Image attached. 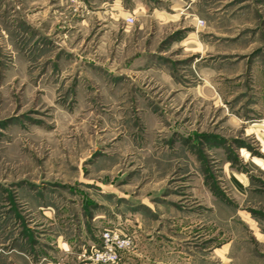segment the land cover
<instances>
[{"label": "rangeland", "instance_id": "obj_1", "mask_svg": "<svg viewBox=\"0 0 264 264\" xmlns=\"http://www.w3.org/2000/svg\"><path fill=\"white\" fill-rule=\"evenodd\" d=\"M0 264H264V0H0Z\"/></svg>", "mask_w": 264, "mask_h": 264}, {"label": "built area", "instance_id": "obj_2", "mask_svg": "<svg viewBox=\"0 0 264 264\" xmlns=\"http://www.w3.org/2000/svg\"><path fill=\"white\" fill-rule=\"evenodd\" d=\"M111 239H115L119 247H124L128 245L125 240H120L118 237L109 238V236L105 234L103 250L101 252L97 251L96 253L97 260L103 262H113L116 259V247L112 244Z\"/></svg>", "mask_w": 264, "mask_h": 264}]
</instances>
